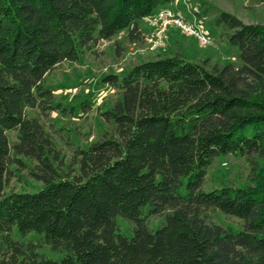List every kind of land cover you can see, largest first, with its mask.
Instances as JSON below:
<instances>
[{
    "label": "trees",
    "instance_id": "trees-1",
    "mask_svg": "<svg viewBox=\"0 0 264 264\" xmlns=\"http://www.w3.org/2000/svg\"><path fill=\"white\" fill-rule=\"evenodd\" d=\"M175 2L0 0V264H264V26L216 20L241 66L176 54L106 76L120 95L101 114L113 128L71 164L28 114L64 112L45 85L50 73L124 31L142 41L140 23ZM227 156L246 159L250 184L205 192L209 168ZM13 166L43 190L7 192ZM147 207L166 215L155 232ZM211 211L242 229L214 224ZM119 217L135 223L132 238ZM46 247L66 255L47 260Z\"/></svg>",
    "mask_w": 264,
    "mask_h": 264
},
{
    "label": "rangeland",
    "instance_id": "rangeland-1",
    "mask_svg": "<svg viewBox=\"0 0 264 264\" xmlns=\"http://www.w3.org/2000/svg\"><path fill=\"white\" fill-rule=\"evenodd\" d=\"M176 4L177 13H181L189 23L201 27L213 39V44L208 49L201 48L196 39L184 35L176 26H169L165 31L160 30L164 35L162 44L151 40L154 34L151 27L150 31L142 32L143 40L138 43L130 42L128 32L124 31L111 41L99 43L92 53L86 54L80 62H65L46 77V87L54 92L56 102L65 111L41 115L37 110H30L28 114L40 119L67 164H71L76 150L88 149L113 128L101 114L112 109L120 95L118 91L104 84L106 76L116 74L123 78L140 63L176 54L183 55L195 63L208 60L210 65L241 66L240 51L229 45L225 31L216 26V20L221 13H228L246 25L264 26V3L260 0H176ZM88 102L91 104V110L85 112ZM8 135L11 143L17 141L16 132H10ZM22 159L28 168L33 166L27 158ZM11 173L7 192L35 194L44 188L42 183L28 175L26 169L13 166ZM248 184L250 167L246 159L227 156L218 158L209 168L204 191L210 192L229 186L244 188ZM182 193H185L184 189ZM151 209H145L143 218L149 229L155 232L166 222V215H150ZM208 215L214 224L225 229H242L239 219L213 211ZM117 224L122 235L128 238L134 236L135 223L119 217ZM39 254L58 263L66 255L48 247L41 249Z\"/></svg>",
    "mask_w": 264,
    "mask_h": 264
},
{
    "label": "built area",
    "instance_id": "built-area-1",
    "mask_svg": "<svg viewBox=\"0 0 264 264\" xmlns=\"http://www.w3.org/2000/svg\"><path fill=\"white\" fill-rule=\"evenodd\" d=\"M150 27L154 29L151 36L153 42L163 43V33L169 26H176L184 35L190 36L198 41L201 48H209L213 44V39L201 27L195 26L186 21L183 16L171 10H162L155 17L149 19ZM161 30V31H160ZM154 39V40H153Z\"/></svg>",
    "mask_w": 264,
    "mask_h": 264
},
{
    "label": "crops",
    "instance_id": "crops-1",
    "mask_svg": "<svg viewBox=\"0 0 264 264\" xmlns=\"http://www.w3.org/2000/svg\"><path fill=\"white\" fill-rule=\"evenodd\" d=\"M176 5H177V4H176V2H175V3L172 5V7L169 8V9L172 10L174 13L183 16L181 13H179V12L177 13V10H175ZM142 23H143V26H142ZM140 29H141V31H142L143 33H146V32H148V31H150L149 20H145V21L141 22V23H140Z\"/></svg>",
    "mask_w": 264,
    "mask_h": 264
}]
</instances>
